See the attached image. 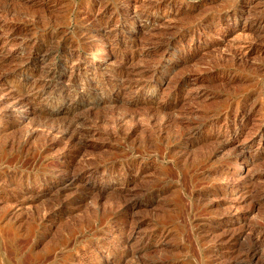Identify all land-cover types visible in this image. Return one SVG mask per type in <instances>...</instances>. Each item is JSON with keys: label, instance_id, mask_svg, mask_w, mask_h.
Here are the masks:
<instances>
[{"label": "rangeland", "instance_id": "1", "mask_svg": "<svg viewBox=\"0 0 264 264\" xmlns=\"http://www.w3.org/2000/svg\"><path fill=\"white\" fill-rule=\"evenodd\" d=\"M0 264H264V0H0Z\"/></svg>", "mask_w": 264, "mask_h": 264}, {"label": "bare ground", "instance_id": "2", "mask_svg": "<svg viewBox=\"0 0 264 264\" xmlns=\"http://www.w3.org/2000/svg\"><path fill=\"white\" fill-rule=\"evenodd\" d=\"M161 1V0H160ZM158 2V1H157ZM6 9V8H5ZM5 9H4V11H5ZM256 20V19H255ZM258 20V19H257ZM2 22V21H1ZM4 22H5V20H4ZM18 22V21H17ZM6 23V22H5ZM16 23V22H15ZM20 23V22H19ZM19 23H17V24H19ZM23 24V23H22ZM4 25V24H3ZM6 25V24H5ZM26 25V24H25ZM24 25V26H25ZM9 28H10V30H13V31H11V32H15L16 31V29H17V27L15 26V24H14V22H10L8 25H7ZM27 27H28V25H27ZM19 31V30H18ZM25 31V30H24ZM21 33V32H20ZM174 33V32H173ZM16 35V34H15ZM18 35V34H17ZM167 35V34H166ZM14 36V35H13ZM171 36H172V34H171ZM170 37V36H169ZM173 37V36H172ZM169 39V38H168ZM168 43H169V40H168ZM20 44V43H19ZM98 48V47H97ZM97 50H99V49H96V52H97ZM47 51V50H46ZM68 51V50H67ZM53 53V52H52ZM54 53H58V52H54ZM64 54H67V55H72V53L73 52H63ZM69 56V57H70ZM72 57V56H71ZM42 59V58H41ZM71 59V58H70ZM93 59H98V57H96V53L93 55ZM27 60V59H26ZM23 62V61H22ZM161 63V62H160ZM162 64V63H161ZM48 66V65H47ZM54 67V66H53ZM134 68V67H133ZM160 68V64L158 63V64H156V66H154L153 68H151V69H149V70H146V71H144V73H141V74H145V73H150V74H153V73H156L157 72V70ZM53 68H50V67H48L46 70H42L43 71V74H42V76H41V79L39 80V82L36 84V85H34V87L33 86H31L30 88H31V90H32V92H33V90H34V95H39L38 97H40V95H41V93L43 92V91H45V90H47L48 88H52V87H54L55 85H56V83H57V79H58V77H60V75H59V73L57 74V73H55V71H53L52 70ZM138 72V71H137ZM137 72H135V73H137ZM139 72H140V70H139ZM25 73V72H24ZM129 73H131L130 71H127V70H124L122 73H120V75L119 76H116V78H114L115 79V81H123V80H125L126 78H128V76H129ZM75 74V73H74ZM140 74V75H141ZM30 75V74H29ZM143 76V75H142ZM39 77V76H38ZM64 77V76H63ZM144 77H146V76H144ZM113 79V80H114ZM127 80V79H126ZM128 80H129V78H128ZM129 81H131V80H129ZM64 82V81H63ZM60 83V82H59ZM65 83V82H64ZM73 83V82H72ZM71 82H70V84L69 83H65L66 84V92H65V94H63V95H61V96H59V97H57V96H53V97H49V95H47L46 96V98H44L43 99V101H45V104L47 103V104H58V105H61L66 99H67V92H68V90L70 89V86H71V84H72ZM61 86V85H60ZM72 87V86H71ZM104 87H105V84L104 85H101V84H99L98 86H95L94 88H93V90L92 89H88V90H86V91H84L82 94H81V96H87V97H89V95H91V93H96L97 91L99 92H102V91H104ZM30 90V91H31ZM52 90V89H51ZM152 90H154V89H152ZM42 91V92H41ZM19 93V92H18ZM50 94V93H49ZM33 95V96H34ZM51 95V94H50ZM42 96V95H41ZM43 97V96H42ZM41 98V97H40ZM141 100V99H140ZM142 101V100H141ZM44 104V103H43ZM128 105H130V106H137V105H143L144 103H142V102H140L139 101V99L136 97V98H132L128 103H127ZM33 110H36V111H34V113H36L37 115H36V118H37V120H39V119H43V120H51L52 118H53V116H55L54 115V113H53V111H51V110H39V109H33ZM75 107H67V109H65V111H63L62 113L65 115V117L63 116L62 118H64L65 120H64V122L63 123H61V124H59L60 126H59V128L61 127L62 129H65V131H66V133H70V134H73L74 136V139H76L77 140V136H81V134L83 135L84 133L86 134V132H88V133H91V132H94L95 130H93L92 129V127L91 128H89L88 127V123L86 124V121H89V116L88 115H81V116H79V115H74V112H75ZM6 115V113L4 112V113H2L1 112V116H5ZM8 115V114H7ZM56 117L57 116H55V119H56ZM54 119V118H53ZM42 120V121H43ZM41 121V120H40ZM54 121V120H53ZM91 122H92V120H90ZM100 121L101 122H103V123H106L105 121H103V120H101L100 119ZM111 123H113V124H116L115 122H111ZM94 124H95V122H94ZM151 124L150 123H148V125L146 126H144V128H147L148 129V131L149 130H151ZM54 130H56V129H52V131H50L51 133L54 131ZM98 131V130H97ZM49 131L47 132V133H45V132H43L42 134H43V139L45 140V141H48L47 140V136H49ZM108 135H110V133H108ZM225 147V145H221V148H224ZM96 163V162H95ZM93 164H94V162H93ZM93 164H91L90 162H87V163H85V166H93ZM93 170V169H92ZM60 172H65V169H60ZM91 173V172H90ZM60 181V180H59ZM57 183V182H56ZM257 255V253H256V248L254 247V248H249V249H247V250H245V251H241L239 254H238V257L240 258V259H243L244 257H246V258H250V259H252L253 257H255Z\"/></svg>", "mask_w": 264, "mask_h": 264}]
</instances>
